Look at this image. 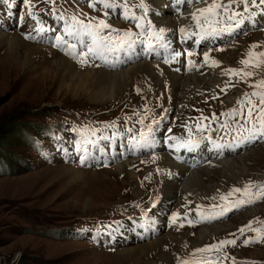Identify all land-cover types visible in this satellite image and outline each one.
<instances>
[{
    "label": "rangeland",
    "instance_id": "obj_1",
    "mask_svg": "<svg viewBox=\"0 0 264 264\" xmlns=\"http://www.w3.org/2000/svg\"><path fill=\"white\" fill-rule=\"evenodd\" d=\"M110 4L0 0V37L18 36L34 49L36 45L49 52L48 57L37 58L32 55L38 51L31 50L29 71L22 66L19 71L0 44V128L8 123L10 133L0 145V264H135L141 254H132L134 249L163 237L155 250L145 253L143 262L264 264V240L251 242L264 236V198L251 203H240L247 199L240 194L221 199L234 188L251 183L255 191L264 185V138L248 142L247 131L237 133L239 117L225 115L246 95L261 91L251 85L264 80V67L247 82L226 72L244 67L241 61L252 45H258L252 51H264V7L250 3V15L238 6L243 13L237 17L239 25L221 17L213 39L201 36L203 42L209 40L207 45L192 47L190 41L200 32L213 31L208 25L197 29L191 19L207 6L202 0H110ZM133 15L142 19H131ZM77 21L93 26L103 21L112 31L102 29L94 40L87 33L95 28L85 29ZM160 28L165 32L157 39ZM115 30L120 36L132 33L134 48L108 52L99 41L101 36L118 39ZM149 43L162 53L161 60L140 55ZM53 53L61 57L52 60ZM58 60H64L67 76L69 66L78 73L102 75L147 62L162 85L153 87L138 75L135 84L115 99L96 98L95 86L76 92L77 83L63 84L59 77L46 80L41 75ZM172 71L188 77L186 87L169 76L176 75ZM144 74L150 78L149 69ZM199 83L201 88L195 91ZM176 99L180 103H174ZM251 99L258 102L256 96ZM166 117L171 127L166 141L159 145V153H150L144 147L159 144L154 128ZM225 123L230 127L222 128ZM198 124L207 125V130L197 131ZM190 140H203L199 155L217 144L238 146L227 154L217 152L208 164L176 165L182 160L178 159L185 150L182 145ZM137 146L142 150L133 151ZM213 161L224 162L225 167L213 166ZM236 162L248 171L232 174L230 167ZM118 164L125 166L121 174L114 172ZM208 167L211 172L203 178L211 189L208 194L193 195L178 184L176 192L169 191V184H184L188 173ZM72 169L80 172L79 178L72 176ZM232 240L235 245H221Z\"/></svg>",
    "mask_w": 264,
    "mask_h": 264
},
{
    "label": "snow or ice",
    "instance_id": "obj_2",
    "mask_svg": "<svg viewBox=\"0 0 264 264\" xmlns=\"http://www.w3.org/2000/svg\"><path fill=\"white\" fill-rule=\"evenodd\" d=\"M179 2V0H178ZM207 6L204 8L197 9L193 14L191 19L195 23V27L197 29L203 30L205 25H208L209 27H213V32H215L214 25H218L220 23L221 17L225 18V22H233L236 25H239L241 23V19H237V17L243 16V13L237 11L238 6H243V8L246 11H249V14L251 15V11L249 8L250 3L255 6L256 8L264 7V0H259V3L256 2V0H202ZM105 6L110 7V0H105ZM127 18V17H126ZM134 20L142 19V17H136L133 15L130 17ZM75 17H73V20L75 21ZM81 25V27L85 29H93L95 28V31H89L87 34L92 35L94 40L97 35H99L100 31L102 29H107L109 31H112L111 26L104 23L103 21H99L95 26H93L91 23H83L80 21H77ZM118 35V39H108L105 40L102 36L100 38V43L102 46L108 51V52H118L123 51L125 49H133L135 46L136 41L133 39V34L130 32H125L122 36L119 34V30H115ZM181 32H185V29H181ZM165 32V29L160 28L158 30V33L156 34V38L160 39ZM70 35L72 33H69ZM194 34V33H193ZM149 48L152 47L151 43H149ZM258 45H252L251 49L249 50L247 54V58L243 59L241 61V64L244 66L242 69H228L226 74H234L238 76L240 79L245 80L247 82L248 79H250L255 70L260 69L261 67H264V51L254 52L253 49H256ZM176 55H180L179 53H176ZM191 53H189V56ZM208 57L205 56V61H208ZM82 63L85 61H81ZM213 66H218L217 62H212ZM248 69H252V71H249ZM254 88H260L261 91L259 92H253L251 96L258 97V102L253 103L251 96L245 97V99L241 102H239V107L237 109H233L231 113L225 114V115H231L233 117H239L241 123L240 127L237 129L238 134H242L241 130L248 132V142H252L256 139H262L264 138V80H261L259 84L253 83L251 85ZM245 106L246 109H245ZM246 110V115H245ZM202 120H207V117H202ZM245 125H248L247 128H245ZM230 126L225 123L222 125V128L227 129ZM207 125H197V131H206ZM191 132V129H189ZM145 139H147V136H145ZM192 141H187L184 143V146L192 145ZM234 194H240L241 196L246 197L247 199L244 201H240V203H251L255 202V199L257 198H264V185L257 186L255 191H253V185L250 183L246 185L244 188H234L231 193H229L227 196L221 197L222 200L227 201L229 197H231ZM223 214V213H222ZM176 217H173V220L175 221ZM183 226V225H181ZM247 228L251 229V225H248ZM241 233L245 231L244 228L240 229ZM260 240H264V236H258L257 240L251 241V242H260ZM249 241H246L245 243H248ZM236 241H223L221 242V245H227L232 244L235 245ZM209 249H200L198 251H209Z\"/></svg>",
    "mask_w": 264,
    "mask_h": 264
},
{
    "label": "bare ground",
    "instance_id": "obj_3",
    "mask_svg": "<svg viewBox=\"0 0 264 264\" xmlns=\"http://www.w3.org/2000/svg\"><path fill=\"white\" fill-rule=\"evenodd\" d=\"M206 37L207 36H202V38L204 40L206 39ZM202 38H199L197 40H194L193 41L194 44L195 45H198L200 43V45H201V43H204ZM0 44L3 46V48H5L4 56L6 55V57H9L11 59V62L14 64L13 66H15L16 69H18L19 71H20V69L22 67L25 69V71H29L28 67H29V62H30L29 59H31L30 58L31 57V50L38 51V53L32 55V56H36L37 58L40 57V55H43V54L46 55L47 57L49 55V52L47 53V52H44L43 51V47L33 45L35 47H38L37 48L38 50L37 49H34V47H31L28 44H26L18 36H14V37L4 36V37H0ZM27 47H29V49H28L27 53L25 54V56H23L22 55V51L24 49H26ZM39 50H41V51H39ZM51 57H52V60H53L54 58L61 57V56L60 55H56L55 53H53ZM65 61H68V60L66 59ZM74 67L69 66V68H66L69 71V73H70V75L67 76V73L65 71L64 72L62 71V69L64 68V60H58V61H55L54 64L51 67L45 69L41 73V75L42 76H45V79L46 80H48L49 78L51 79L52 76H53V80L55 78L58 79V77H59V80L63 81L62 82L63 84H65L66 81H70L71 83H77V86H76V90L77 91L76 92H79L80 91L79 90V87L80 88L82 87L85 90V88H88L89 86H95V87H97L96 89L99 91V93H97V95L95 94L96 95V98L97 97H102V99H104V98H106V99H115V97H118V95L120 93H122V91L124 89H126L128 86H131L132 84H135V79H136V77L138 75H141L142 77H144L145 78V81L146 82H149L153 87L160 88L161 85H162L160 76L157 73H155L153 70L151 71V69L153 68V65H151L150 63H147V62L140 63V64H136L134 66H129V67H127L125 69V72H123V73H116L115 72V74H113V73L112 74H108L109 72H105L104 71V73H107V74H102V75H101V73H100V75H97L94 72L93 73H89L88 72V73L83 74L84 73L83 71H82V73H78L77 71H79V70L75 67L77 69V71H76L74 69ZM148 69L150 71L149 77L152 78V79L145 77L144 71H147ZM121 71H118V72H121ZM169 76L172 77L173 79L177 80L176 82L180 85V87L183 86L184 83H185V85L183 87H186V85L189 83V81H186L188 79V77L186 79V78H183V77H179L177 75H169ZM213 76H216V73H214ZM31 77L37 78V77H39V74L34 75V76H31ZM31 77H29V79H31ZM193 78L194 79H197L195 77H193ZM131 79H132V81L130 82ZM153 79H155V80H153ZM208 80H209V78L206 79V81H208ZM205 84L208 86L209 85V82H207ZM200 86L201 85L199 83L198 86L195 87V91L197 89L201 88ZM176 91L181 92L180 89H177ZM94 98H95V96H94ZM175 102H179V101H177V99H176V101H174V103ZM161 121L163 123L165 122L164 120H161ZM194 142H196V141H194ZM194 142L192 144L193 147H191V146L185 147V151H183L182 153H180L179 156H178V159H180V156H181V158H184V159L180 160L181 162H184L187 165H191V166L193 165V161H195L196 159H198V156H197L196 153H194L193 155H190L189 154L190 151L197 150V146L195 145L196 143H194ZM220 147H221V145H218L213 150V152L218 151V149ZM229 147H230V145H228V146L225 145L223 147V150H225L226 148H229ZM214 159H216V158H213V160ZM216 162H218V161H213L212 162V165L213 166H220L222 164L224 165V162H219V163H216ZM234 164L235 163H232V167H230V168H232V171H233L232 174H235L236 176H237V174H242L243 175L244 172L248 171V168L245 165L240 164L239 162H236L235 165ZM224 167H225V165H224ZM228 167H229V165H228ZM115 168H114V172H119L121 174L124 171L125 166L123 164H118ZM209 168H211V167L205 168V169L200 170V171H198V170L191 171L190 173H188L189 176H187V178H185L187 180L184 182V184H183V182L169 184L170 185L169 191L172 192V193H173V191L176 192L177 191L176 189H179L177 187V184H178V186L180 188H182V191H183L184 188H188V189L190 188V191L188 190V192L191 193V194H193V195L194 194H197V195L200 196V195H205L204 193L208 194L207 193L208 190L211 191V189H209L208 187H206L204 185L203 178L204 177L205 178H208V175L211 172V170ZM228 172H229V170H228ZM71 174H72V176L75 179L79 178V176H80V172L77 171L76 169H72L71 170ZM203 187L207 191H204L205 189L203 190L202 189ZM158 239H160V238H158ZM158 239L154 240V241H156V243H150V244L148 243L146 247L142 246V247H139V248L133 250V253L132 254H134V255L136 253H140L141 254V256H140L139 259L133 260L135 264H149V263L143 262L142 257L145 256L146 254H148L151 250H155V248L159 244H161L163 242V240L165 239V237H163V239L161 241L157 242ZM166 260L167 259H165V263L167 262Z\"/></svg>",
    "mask_w": 264,
    "mask_h": 264
},
{
    "label": "trees",
    "instance_id": "obj_4",
    "mask_svg": "<svg viewBox=\"0 0 264 264\" xmlns=\"http://www.w3.org/2000/svg\"><path fill=\"white\" fill-rule=\"evenodd\" d=\"M8 126L9 124L7 123L2 128H0V145H2V143L7 141V139L9 138L10 133H9Z\"/></svg>",
    "mask_w": 264,
    "mask_h": 264
}]
</instances>
